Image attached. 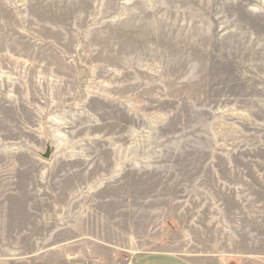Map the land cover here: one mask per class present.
<instances>
[{
  "label": "rangeland",
  "instance_id": "374dc122",
  "mask_svg": "<svg viewBox=\"0 0 264 264\" xmlns=\"http://www.w3.org/2000/svg\"><path fill=\"white\" fill-rule=\"evenodd\" d=\"M264 264V0H0V264Z\"/></svg>",
  "mask_w": 264,
  "mask_h": 264
},
{
  "label": "crops",
  "instance_id": "0c3cea01",
  "mask_svg": "<svg viewBox=\"0 0 264 264\" xmlns=\"http://www.w3.org/2000/svg\"><path fill=\"white\" fill-rule=\"evenodd\" d=\"M132 264H191L186 259L169 252H149L138 255Z\"/></svg>",
  "mask_w": 264,
  "mask_h": 264
}]
</instances>
